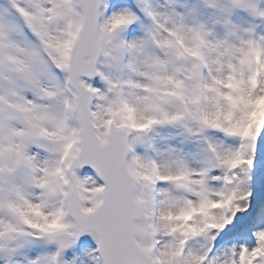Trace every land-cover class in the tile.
Segmentation results:
<instances>
[{"label":"snow or ice","instance_id":"1","mask_svg":"<svg viewBox=\"0 0 264 264\" xmlns=\"http://www.w3.org/2000/svg\"><path fill=\"white\" fill-rule=\"evenodd\" d=\"M173 3L0 0V264H264V9Z\"/></svg>","mask_w":264,"mask_h":264},{"label":"rangeland","instance_id":"2","mask_svg":"<svg viewBox=\"0 0 264 264\" xmlns=\"http://www.w3.org/2000/svg\"><path fill=\"white\" fill-rule=\"evenodd\" d=\"M160 3H164V0H160ZM173 7H175L177 12L188 14L192 12L196 19L204 23L209 27L213 34L217 37H221L222 24L218 23L219 12L217 9L211 7L207 0H174ZM258 7L264 9V0H259ZM244 12L242 9H233L230 14V21L232 24L237 25L241 28H252L257 35H264V18L253 17L251 15V20L254 22V27L248 18L244 17ZM147 21H145V24ZM135 34H139L136 32ZM103 59V57H101ZM93 87L103 88V82L100 77L92 78L88 80ZM161 147L163 145H160ZM137 152H142L143 148L137 147ZM95 249L94 241L90 234L82 235L71 248L65 250L64 259L69 261H74V264H93L91 258ZM36 253L34 252L33 255ZM98 255V254H96Z\"/></svg>","mask_w":264,"mask_h":264}]
</instances>
